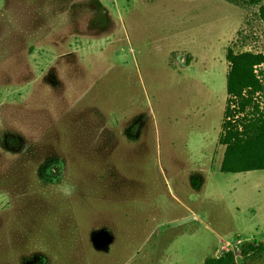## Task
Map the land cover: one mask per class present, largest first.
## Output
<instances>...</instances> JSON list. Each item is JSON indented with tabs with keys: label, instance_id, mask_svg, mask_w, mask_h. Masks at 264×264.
Returning a JSON list of instances; mask_svg holds the SVG:
<instances>
[{
	"label": "rangeland",
	"instance_id": "obj_1",
	"mask_svg": "<svg viewBox=\"0 0 264 264\" xmlns=\"http://www.w3.org/2000/svg\"><path fill=\"white\" fill-rule=\"evenodd\" d=\"M230 47L264 51L257 6L0 0V264H264V170L221 171Z\"/></svg>",
	"mask_w": 264,
	"mask_h": 264
},
{
	"label": "trees",
	"instance_id": "obj_2",
	"mask_svg": "<svg viewBox=\"0 0 264 264\" xmlns=\"http://www.w3.org/2000/svg\"><path fill=\"white\" fill-rule=\"evenodd\" d=\"M237 6H257L264 21V0H228ZM226 59L227 105L219 143L225 146L221 171L239 173L264 170V51H235L228 48ZM243 261L264 258V241L244 244ZM203 264H237L236 253L229 250L220 256H210Z\"/></svg>",
	"mask_w": 264,
	"mask_h": 264
},
{
	"label": "flooded vegetation",
	"instance_id": "obj_3",
	"mask_svg": "<svg viewBox=\"0 0 264 264\" xmlns=\"http://www.w3.org/2000/svg\"><path fill=\"white\" fill-rule=\"evenodd\" d=\"M59 168V165L58 163H51V164H47L44 168H43V172L48 175V176H51V177H54L56 176V169Z\"/></svg>",
	"mask_w": 264,
	"mask_h": 264
}]
</instances>
